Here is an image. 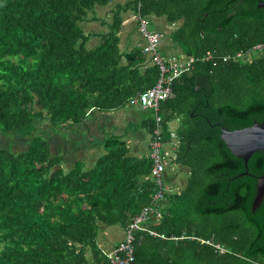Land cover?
<instances>
[{
	"label": "trees",
	"instance_id": "1",
	"mask_svg": "<svg viewBox=\"0 0 264 264\" xmlns=\"http://www.w3.org/2000/svg\"><path fill=\"white\" fill-rule=\"evenodd\" d=\"M111 1L0 0V135L24 143L17 152L0 148V264H107L100 228L125 230L150 204L156 185L149 155L136 158L124 141L110 139L95 166L65 169L39 129L43 120L53 130L80 123L91 109L132 104L156 83L158 67L146 64L141 47L120 49V13L129 6L176 23L171 39L195 58L173 82L172 96L147 109L143 127L152 135L159 125L164 145H174L164 174L172 189L159 203L160 216L147 222L158 235L134 234V260L264 264V198L251 212L264 151L245 168L215 125L264 124V53L235 58L264 42V6L130 0L115 8L109 30L89 48L81 23ZM176 168L185 173L181 185L172 184Z\"/></svg>",
	"mask_w": 264,
	"mask_h": 264
},
{
	"label": "crops",
	"instance_id": "2",
	"mask_svg": "<svg viewBox=\"0 0 264 264\" xmlns=\"http://www.w3.org/2000/svg\"><path fill=\"white\" fill-rule=\"evenodd\" d=\"M126 3H130V0H112L107 4V8H104L105 5L98 6L103 9L96 10L98 7L96 8L95 6V9L93 8L89 12L87 19L82 22L85 33L91 35L87 41V47L93 48L99 43L100 38L98 35L106 33L109 30L115 8ZM120 16L122 19L118 32L120 49L126 52L135 47H141L144 44V40L139 33L136 13L132 10V7L129 6L121 11ZM148 21L152 29L159 32L161 31L158 28L162 27L163 29L161 33L164 37L159 47L162 56L165 58L175 56L179 59H184L185 55L170 37V34L176 29L177 24L168 23L165 17H157L155 15L148 16ZM147 61L146 64H152ZM129 106L130 109L127 114L135 122V128L132 130L128 128L118 129L120 118L114 111L119 108L108 111L91 109L80 123L74 125L66 123L59 128L55 127L52 131L54 142L53 154L61 158L62 166L65 169H71L75 164H80L85 169L92 168L97 163V160L107 152L105 149V141H109L110 139L124 141L129 148V154L136 158L147 156L149 154L151 135L143 127V123L150 115V111L141 108L135 103L129 104ZM135 107L140 114L138 112L130 113V110ZM141 114L142 116H140ZM176 123L178 124V121ZM177 124L175 125L176 127ZM47 140L49 141V139ZM167 145H164L169 148L165 150V153H172L174 149L173 143ZM92 161L93 165L87 168L85 166L86 163ZM107 227L102 226V230L99 232L97 238V243L105 254L111 252L124 238V233L123 235H118L117 232ZM104 237H106V240ZM105 243H107V246Z\"/></svg>",
	"mask_w": 264,
	"mask_h": 264
},
{
	"label": "built area",
	"instance_id": "3",
	"mask_svg": "<svg viewBox=\"0 0 264 264\" xmlns=\"http://www.w3.org/2000/svg\"><path fill=\"white\" fill-rule=\"evenodd\" d=\"M136 21L139 33L144 40L141 46L142 53L150 63L158 67L159 77L152 87L138 93L132 103L143 109L157 110L161 101L172 96L173 82L190 70L195 58L192 56H184V59L175 56L163 57L159 47L164 35L152 29L149 26L148 16L142 15L139 10L136 12ZM257 53H264V42L253 45L247 51L237 52L235 58L248 61ZM210 55L208 52L207 56L210 57ZM158 126L151 135L148 154L153 163L150 177L156 185V191L150 204L131 219L130 224L124 230L123 240L111 252L106 253L107 264H130L134 260L133 237L136 232L148 231L150 235H158L155 231L148 230L147 222L152 217L160 216L159 203L165 200V193L172 189L164 179L172 158L163 150L164 143Z\"/></svg>",
	"mask_w": 264,
	"mask_h": 264
},
{
	"label": "water",
	"instance_id": "4",
	"mask_svg": "<svg viewBox=\"0 0 264 264\" xmlns=\"http://www.w3.org/2000/svg\"><path fill=\"white\" fill-rule=\"evenodd\" d=\"M259 7L264 6V1L259 0ZM182 77H180L181 79ZM215 125L221 129L220 137L233 156L244 161L247 168V161L250 156L258 151H264V124L253 122L252 125L235 130H229L220 123ZM264 198V173L257 177V188L255 198L252 202L251 212L255 210ZM130 264H151L137 263L133 260Z\"/></svg>",
	"mask_w": 264,
	"mask_h": 264
},
{
	"label": "rangeland",
	"instance_id": "5",
	"mask_svg": "<svg viewBox=\"0 0 264 264\" xmlns=\"http://www.w3.org/2000/svg\"><path fill=\"white\" fill-rule=\"evenodd\" d=\"M98 6H96L97 8ZM108 5L104 8H107ZM95 9V8H94ZM99 9H103L102 7H98L96 10H99ZM110 16V15H109ZM108 16V17H109ZM107 17V18H108ZM81 27L82 29L84 28L83 27V23H81ZM161 32H163V29L162 27L158 28ZM130 109V106L129 104L125 105V106H122L120 107L119 109L115 110V114L117 113V115L119 116V128L118 129H123V128H128L130 130L134 129L135 128V122L134 120H131L128 116V111ZM134 112H138L137 108H133L130 110V113H134ZM138 114H140L138 112ZM142 116V114L140 115ZM176 121L178 120H173L171 123H170V128L174 130V127H176L175 125L177 124ZM178 125V124H177ZM39 129L44 133L45 137L47 139H49V142H50V150L51 152H53V130H51L49 127H48V124L46 121H41L39 123ZM138 129V128H137ZM19 139L21 141H23L21 138H18V137H14V138H5L3 137L2 135H0V148L2 147H7L9 148L10 150L14 151V152H17L20 148H22L24 146V143H22L21 141H19ZM168 146V145H167ZM167 146H164L163 147V150L165 152V150H168L169 148ZM106 149V148H105ZM93 165V161L92 162H87L86 163V167L89 168ZM174 171V170H173ZM176 181H172V184L173 185H181L182 184V180L185 179V173H184V170L182 171H179L177 168H176ZM182 179V180H181ZM108 229H112L113 231L117 232L118 235H123L124 233V229L120 226V225H113V226H108L107 227ZM102 230V227L100 228V231ZM105 240H106V237H104ZM105 245L107 246V243H105Z\"/></svg>",
	"mask_w": 264,
	"mask_h": 264
}]
</instances>
